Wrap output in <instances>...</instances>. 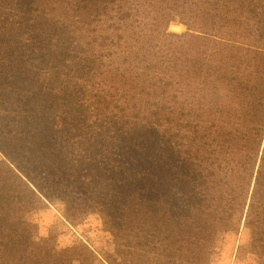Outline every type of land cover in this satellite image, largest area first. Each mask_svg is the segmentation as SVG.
I'll use <instances>...</instances> for the list:
<instances>
[{"label": "trees", "instance_id": "1", "mask_svg": "<svg viewBox=\"0 0 264 264\" xmlns=\"http://www.w3.org/2000/svg\"><path fill=\"white\" fill-rule=\"evenodd\" d=\"M0 150V264L93 263L38 237L55 201L108 264H211L241 225L264 264V0H0Z\"/></svg>", "mask_w": 264, "mask_h": 264}, {"label": "rangeland", "instance_id": "2", "mask_svg": "<svg viewBox=\"0 0 264 264\" xmlns=\"http://www.w3.org/2000/svg\"><path fill=\"white\" fill-rule=\"evenodd\" d=\"M168 31L182 34L185 27L179 23H172ZM2 159L4 153L0 150V161ZM62 210V202L55 201L33 216V221L38 225V237L54 235L57 249L82 243L94 254L92 264H108L114 246L109 235L103 232L98 215L89 214L83 222L73 226L63 219ZM249 244V232L242 225L238 231H219L210 251L211 264H257L256 258L250 252Z\"/></svg>", "mask_w": 264, "mask_h": 264}]
</instances>
